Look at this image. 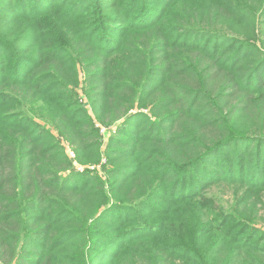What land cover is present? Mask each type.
<instances>
[{
  "label": "trees",
  "instance_id": "obj_1",
  "mask_svg": "<svg viewBox=\"0 0 264 264\" xmlns=\"http://www.w3.org/2000/svg\"><path fill=\"white\" fill-rule=\"evenodd\" d=\"M262 211L264 0H0V264H264Z\"/></svg>",
  "mask_w": 264,
  "mask_h": 264
},
{
  "label": "rangeland",
  "instance_id": "obj_2",
  "mask_svg": "<svg viewBox=\"0 0 264 264\" xmlns=\"http://www.w3.org/2000/svg\"><path fill=\"white\" fill-rule=\"evenodd\" d=\"M89 110H91V111L94 110V107L92 105H90L89 106ZM96 126L99 127V129H100V131H98V134H99V141L101 143V146L103 148H105L106 145L109 144V142L111 140V137L113 135H116L117 136V134H116L117 129H118L117 128V123L116 124L113 123L111 125H105V124H99V123H97ZM65 146L68 147L67 152L69 154L70 159L75 158V151L72 150L70 143L65 142ZM111 146L113 148L115 147L117 149V143L112 142L111 143ZM106 162H107V158H103L102 161H101V163L94 164V165L93 164L92 165H89L90 166L89 168L91 170H93V171H96L97 169L100 170L101 167H102V165L105 164ZM77 170L79 171V173H83L85 171L82 166H78L77 167ZM216 192H217V194H219L220 193V190H217ZM226 193H229V192H226ZM224 199H227V196L225 194H224ZM261 217H262V220L261 221L264 222V211L261 212Z\"/></svg>",
  "mask_w": 264,
  "mask_h": 264
}]
</instances>
